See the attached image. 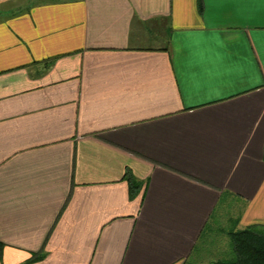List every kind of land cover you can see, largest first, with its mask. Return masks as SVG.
I'll list each match as a JSON object with an SVG mask.
<instances>
[{"label":"crops","instance_id":"1","mask_svg":"<svg viewBox=\"0 0 264 264\" xmlns=\"http://www.w3.org/2000/svg\"><path fill=\"white\" fill-rule=\"evenodd\" d=\"M256 224L264 0H0V264H210Z\"/></svg>","mask_w":264,"mask_h":264},{"label":"trees","instance_id":"2","mask_svg":"<svg viewBox=\"0 0 264 264\" xmlns=\"http://www.w3.org/2000/svg\"><path fill=\"white\" fill-rule=\"evenodd\" d=\"M126 178L132 195L141 188L138 181L129 171ZM230 238L233 257L221 259L210 264H264V225H252L244 229L232 231Z\"/></svg>","mask_w":264,"mask_h":264},{"label":"rangeland","instance_id":"3","mask_svg":"<svg viewBox=\"0 0 264 264\" xmlns=\"http://www.w3.org/2000/svg\"><path fill=\"white\" fill-rule=\"evenodd\" d=\"M220 236V237H219ZM219 238H217V242L215 241V246L212 247V250H214L215 254L217 255L216 258L218 257H223V258H230L233 257L234 253L232 251V244L230 242V245H228L226 241V237L224 234L218 235Z\"/></svg>","mask_w":264,"mask_h":264}]
</instances>
